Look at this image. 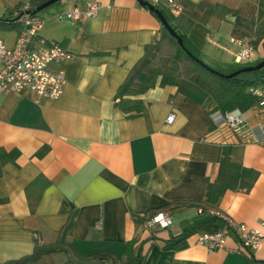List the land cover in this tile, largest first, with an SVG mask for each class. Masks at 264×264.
Instances as JSON below:
<instances>
[{
  "label": "crops",
  "instance_id": "crops-1",
  "mask_svg": "<svg viewBox=\"0 0 264 264\" xmlns=\"http://www.w3.org/2000/svg\"><path fill=\"white\" fill-rule=\"evenodd\" d=\"M43 1L0 0V17ZM89 1L101 4L95 17L58 18L57 11L84 9ZM179 1L177 15L161 8L215 69L229 73L264 60L263 42L240 61L232 40L237 14L264 24V0ZM38 16L39 36L74 56L49 65L66 73L59 98L0 92V263L37 246L54 248L37 264L264 261V237L252 250L233 233L214 250L200 243L226 223L193 204L206 201L222 147L231 146L234 161L258 176L250 191L227 190L215 208L250 227L264 220V107L243 111L251 131L244 137L214 128L212 98L200 102L158 83L136 97L143 113L129 117L116 106L117 92L146 46L163 35L159 17L138 0H61ZM22 27L0 23V37L13 46ZM153 211L170 213L173 224L147 228L144 217Z\"/></svg>",
  "mask_w": 264,
  "mask_h": 264
},
{
  "label": "trees",
  "instance_id": "trees-1",
  "mask_svg": "<svg viewBox=\"0 0 264 264\" xmlns=\"http://www.w3.org/2000/svg\"><path fill=\"white\" fill-rule=\"evenodd\" d=\"M177 1L181 4L179 0ZM43 2H30L29 8H18L15 11V17H0V23L7 25L15 21L21 22V18L26 12L31 14V11ZM144 7L147 8L146 6ZM157 7L163 11L168 21L183 38L187 49L196 58L189 55L178 44L177 39L163 26V35L152 44L146 46L144 55L137 61L124 83L119 87L116 96L117 107L127 113L129 117L142 114L145 109V104L141 99L136 97L144 94L158 83L162 86H177L179 91L187 97L200 102H205L207 99L212 98L216 103V107L210 113L214 110L227 112L240 109L241 111H247L259 104L260 98L250 92L251 87L260 84L258 79L253 77L254 73L242 72L232 78L222 76L221 73L223 72L207 63L202 52L193 48L187 36L177 30V27L172 24L170 16L166 11L161 6ZM230 12H233V10L230 9ZM36 15L38 16V14ZM233 34L236 38H249L255 48L261 42H263L264 46V24L256 25L253 21L239 14L236 15L234 21ZM261 86L264 88V79H262ZM219 164V172L216 180L208 185L206 201L193 203L195 205H202L204 211L207 210V212L210 209H216V204L227 190L250 191L258 176L257 172L247 169L241 163L234 161L231 146L222 147ZM158 212L153 211L150 213V216L144 217V220L146 221L147 218L152 217ZM213 217L214 219L215 217L220 218L217 216ZM157 228L163 229L160 227ZM130 249L131 244H128L127 252ZM52 251H54L52 247L37 246L31 255L0 264H37L43 254L51 253ZM257 264H264V261H257Z\"/></svg>",
  "mask_w": 264,
  "mask_h": 264
},
{
  "label": "built area",
  "instance_id": "built-area-1",
  "mask_svg": "<svg viewBox=\"0 0 264 264\" xmlns=\"http://www.w3.org/2000/svg\"><path fill=\"white\" fill-rule=\"evenodd\" d=\"M156 6L167 8L172 14H179L182 5L177 0H148ZM99 1H89L84 9L57 11L59 19L69 18L78 21L82 15L95 17L100 9ZM26 9V7H24ZM22 29L16 43L8 46L0 37V92H21L33 91L39 97L56 99L59 98L65 88L67 77L64 70L52 71L49 65L71 59L74 56L69 50L63 49L57 44H50L39 36L44 20L29 13H25L21 18ZM241 50L238 59L248 60L252 57L255 47L249 38L232 39ZM250 92L260 98L258 106L264 107V88L251 87ZM210 117L215 129L220 130L228 126L236 133H241L244 137L251 131L248 128L243 111L234 109L223 112L214 110ZM175 115L171 113L167 121L172 122ZM203 213L204 208H199ZM210 215L224 219L226 225L222 231L205 234L199 238V242L214 250L225 244L226 237L233 233L242 243L246 250L255 249L264 237V220L258 227H250L246 223L239 222L233 217L224 215L217 209H210ZM173 224V217L167 212H158L145 221L147 228L160 227L169 228Z\"/></svg>",
  "mask_w": 264,
  "mask_h": 264
},
{
  "label": "water",
  "instance_id": "water-1",
  "mask_svg": "<svg viewBox=\"0 0 264 264\" xmlns=\"http://www.w3.org/2000/svg\"><path fill=\"white\" fill-rule=\"evenodd\" d=\"M61 1V0H47L44 3H42L41 5H39L38 7H36L33 11H31L32 15H36L39 12H41L43 9L55 4L56 2ZM141 5L146 6L150 11L154 12L160 19L162 25L167 29V31L177 39L178 44L185 50L187 51V53L191 56H193L194 58H196L191 52L190 50L187 49V47L184 44V40L181 37V35L175 30V28L171 25V23L168 21L166 15L163 13V11L157 7L156 5L150 3L147 0H138ZM29 13V12H26ZM199 61H201L200 59H198ZM264 67V60L260 61L259 63H257L256 65H251V66H246L243 68H240L230 74H223L221 73L222 76H226L228 78H232L235 77L237 75H239L242 72H253L256 70H260ZM215 71V70H214ZM216 72V71H215ZM217 73H219L217 71Z\"/></svg>",
  "mask_w": 264,
  "mask_h": 264
},
{
  "label": "rangeland",
  "instance_id": "rangeland-1",
  "mask_svg": "<svg viewBox=\"0 0 264 264\" xmlns=\"http://www.w3.org/2000/svg\"><path fill=\"white\" fill-rule=\"evenodd\" d=\"M47 9V8H46ZM43 11H45V9H43L41 12H39L38 13V15H42V13H43ZM206 60V59H205ZM207 62L211 65V66H213V67H215V65H213L212 63H210L208 60H207ZM233 72V71H232ZM224 74H228V73H225V72H223ZM229 73H231V72H229ZM252 73H254L255 75H257L259 78H263V77H261L262 76V74H264V67L262 68V69H260V70H256V71H254V72H252ZM249 74V73H248ZM248 74H243V75H248ZM258 81L260 82V84H258V87H261V84H262V79H258Z\"/></svg>",
  "mask_w": 264,
  "mask_h": 264
}]
</instances>
